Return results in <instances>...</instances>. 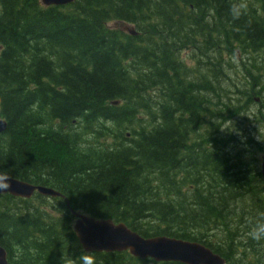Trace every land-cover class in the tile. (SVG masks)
I'll return each instance as SVG.
<instances>
[{
    "label": "trees",
    "instance_id": "trees-1",
    "mask_svg": "<svg viewBox=\"0 0 264 264\" xmlns=\"http://www.w3.org/2000/svg\"><path fill=\"white\" fill-rule=\"evenodd\" d=\"M235 2L0 0V174L61 195H0L8 264H181L83 252L68 207L264 264V0Z\"/></svg>",
    "mask_w": 264,
    "mask_h": 264
},
{
    "label": "water",
    "instance_id": "water-1",
    "mask_svg": "<svg viewBox=\"0 0 264 264\" xmlns=\"http://www.w3.org/2000/svg\"><path fill=\"white\" fill-rule=\"evenodd\" d=\"M45 6H64L72 0H40ZM261 174L264 177V158L261 163ZM8 187L0 193L30 197L34 191L45 196H58V193L44 187H35L7 177ZM70 212L76 218L73 231L78 242L86 252H121L129 253L140 259L147 257L154 261H177L181 264H225V260L214 254L203 244L180 239L158 236L143 238L126 227L123 223L115 224L110 219L98 220L74 210ZM4 250L0 248V264H6Z\"/></svg>",
    "mask_w": 264,
    "mask_h": 264
},
{
    "label": "clouds",
    "instance_id": "clouds-1",
    "mask_svg": "<svg viewBox=\"0 0 264 264\" xmlns=\"http://www.w3.org/2000/svg\"><path fill=\"white\" fill-rule=\"evenodd\" d=\"M246 9L247 5L244 0H236L230 8V14L233 19H238L241 15L246 13ZM7 179L6 174H0V190L6 189L9 186ZM249 235L256 241H264V223H257ZM88 264H91V261H89Z\"/></svg>",
    "mask_w": 264,
    "mask_h": 264
},
{
    "label": "bare ground",
    "instance_id": "bare-ground-1",
    "mask_svg": "<svg viewBox=\"0 0 264 264\" xmlns=\"http://www.w3.org/2000/svg\"><path fill=\"white\" fill-rule=\"evenodd\" d=\"M75 0H72L69 4H71L72 2H74ZM39 2H40V4L41 5H43L42 4V2L39 0ZM68 5V4H67ZM5 129H6V122L4 121V120H0V133H2V132H4L5 131ZM8 177V176H7ZM9 178H13V177H9ZM13 179H16V178H13ZM16 180H18V181H21V182H25V181H22V180H19V179H16ZM26 183H28V182H26ZM28 184H30V185H33V186H35V187H38V186H40V187H44V188H48V187H45V186H41V185H34V184H31V183H28ZM48 189H51V188H48ZM52 190V189H51ZM54 191V190H53ZM56 192V191H55ZM58 193V192H57ZM3 194H8V195H11V196H13V197H18V198H21V199H29V197H22V196H18V195H12V194H10L9 192H4V193H0V195H3ZM58 195L61 197V195L58 193ZM0 248H2V247H0ZM3 249V248H2ZM4 250V249H3ZM4 259L6 260V264H8V262H7V255H6V251L4 250Z\"/></svg>",
    "mask_w": 264,
    "mask_h": 264
},
{
    "label": "rangeland",
    "instance_id": "rangeland-1",
    "mask_svg": "<svg viewBox=\"0 0 264 264\" xmlns=\"http://www.w3.org/2000/svg\"><path fill=\"white\" fill-rule=\"evenodd\" d=\"M108 25H109L110 28H119V29H122L124 31H128L129 29H132L131 25L123 24V23L120 24V23H117V22H109ZM182 57H183V54H182ZM187 62H189V61L187 60ZM263 156H264V148H263L262 154L260 155V159ZM238 192H240V191H238Z\"/></svg>",
    "mask_w": 264,
    "mask_h": 264
}]
</instances>
